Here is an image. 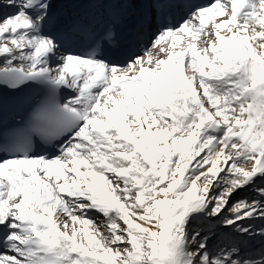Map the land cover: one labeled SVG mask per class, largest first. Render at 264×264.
<instances>
[{"label": "snow or ice", "instance_id": "1", "mask_svg": "<svg viewBox=\"0 0 264 264\" xmlns=\"http://www.w3.org/2000/svg\"><path fill=\"white\" fill-rule=\"evenodd\" d=\"M51 8L0 0V86L47 89L0 118V264H264V0H148L123 61Z\"/></svg>", "mask_w": 264, "mask_h": 264}, {"label": "bare ground", "instance_id": "2", "mask_svg": "<svg viewBox=\"0 0 264 264\" xmlns=\"http://www.w3.org/2000/svg\"><path fill=\"white\" fill-rule=\"evenodd\" d=\"M97 0H59V3L51 8L52 15V27L54 29L49 30L53 34L59 31L68 32L73 26H77L82 22H87L89 25L99 21L102 15H106L103 11L105 7H97ZM53 9V10H52ZM102 9V10H101ZM6 9H0V12H4ZM97 11V12H96ZM226 18V17H225ZM57 21V23L55 22ZM211 26L209 22V27ZM223 31L222 30V34ZM185 36L180 42L179 47L186 46L190 38ZM204 38L200 37V41ZM178 50V49H177ZM55 66V64L53 65ZM253 192L249 189L247 192H240L235 199H250L253 196ZM235 201V200H234ZM233 201V202H234ZM264 224V222L256 221L254 224ZM259 242H257V245Z\"/></svg>", "mask_w": 264, "mask_h": 264}, {"label": "rangeland", "instance_id": "3", "mask_svg": "<svg viewBox=\"0 0 264 264\" xmlns=\"http://www.w3.org/2000/svg\"><path fill=\"white\" fill-rule=\"evenodd\" d=\"M203 38H204V36H203ZM234 202H235V201H234ZM102 219H103L102 217H99L97 222H99V221L102 220ZM241 223H243V222H241ZM254 223H255V222H254ZM254 223H253L252 225H250V226L253 227V228H255L257 231H259V229H260L261 227H264V224H261V225H260V224L258 223V224L255 225ZM219 231H220V234H221V235H224L225 233H228V232H229V230L226 229V228H221V229H219ZM257 242H258V241H256L255 243L257 244Z\"/></svg>", "mask_w": 264, "mask_h": 264}]
</instances>
